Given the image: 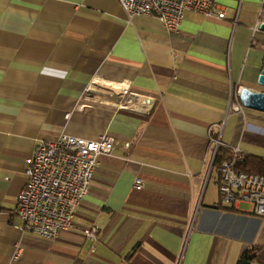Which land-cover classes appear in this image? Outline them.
Here are the masks:
<instances>
[{"label": "crops", "instance_id": "crops-1", "mask_svg": "<svg viewBox=\"0 0 264 264\" xmlns=\"http://www.w3.org/2000/svg\"><path fill=\"white\" fill-rule=\"evenodd\" d=\"M218 7L223 20L187 11L168 32L155 16L128 22L117 0H0V264H237L264 247L252 206L209 187L210 138L264 158V113L230 111L241 88L264 92V0ZM63 134L114 149L72 228L46 239L23 230L17 197L26 159Z\"/></svg>", "mask_w": 264, "mask_h": 264}, {"label": "built area", "instance_id": "built-area-1", "mask_svg": "<svg viewBox=\"0 0 264 264\" xmlns=\"http://www.w3.org/2000/svg\"><path fill=\"white\" fill-rule=\"evenodd\" d=\"M127 16L128 22L135 17L155 16L168 32L181 28L187 11L205 17L223 20L225 10L218 7L219 0H117ZM119 97L125 98L129 87L117 86ZM90 86L89 90H91ZM237 91L231 96L230 111L243 114V106ZM130 103L119 102L121 108ZM214 146L211 166L216 153L223 147L220 138H210ZM114 149V139L101 136L98 140L63 134L56 140L38 144L26 159L25 185L17 197L15 214L22 221L25 232L46 239H55L61 232L72 228L75 209L79 207L94 178L97 159ZM231 159L218 166L220 176L218 194L223 206L249 204L253 212L264 220V175L238 170L237 164L244 159L238 147L231 148ZM134 187L140 189L143 183L135 178ZM98 230L93 227L85 232L90 241L97 240ZM17 248L14 259H17Z\"/></svg>", "mask_w": 264, "mask_h": 264}, {"label": "trees", "instance_id": "trees-1", "mask_svg": "<svg viewBox=\"0 0 264 264\" xmlns=\"http://www.w3.org/2000/svg\"><path fill=\"white\" fill-rule=\"evenodd\" d=\"M232 154L219 148L212 169L217 172L218 166L224 160H230ZM238 170L264 175V158L245 155L244 159L237 164ZM237 264H264V247L254 245L247 248L241 254Z\"/></svg>", "mask_w": 264, "mask_h": 264}, {"label": "water", "instance_id": "water-1", "mask_svg": "<svg viewBox=\"0 0 264 264\" xmlns=\"http://www.w3.org/2000/svg\"><path fill=\"white\" fill-rule=\"evenodd\" d=\"M259 28L264 31V22L260 24ZM257 84L264 86V64L258 76ZM239 91V100L243 108L264 113V92H255L248 88H241Z\"/></svg>", "mask_w": 264, "mask_h": 264}, {"label": "rangeland", "instance_id": "rangeland-1", "mask_svg": "<svg viewBox=\"0 0 264 264\" xmlns=\"http://www.w3.org/2000/svg\"><path fill=\"white\" fill-rule=\"evenodd\" d=\"M245 110H250V109H245ZM251 112H253V111H251ZM208 175V174H207ZM220 176H219V174L214 170V171H212V173H211V179H210V182H209V187H211V186H213V187H217L216 186V184H215V182L216 183H219V180H220V178H219ZM207 178H208V176H207ZM206 185V184H205ZM242 207L244 208V209H249L250 208V206L249 205H247V204H243L242 205Z\"/></svg>", "mask_w": 264, "mask_h": 264}, {"label": "bare ground", "instance_id": "bare-ground-1", "mask_svg": "<svg viewBox=\"0 0 264 264\" xmlns=\"http://www.w3.org/2000/svg\"><path fill=\"white\" fill-rule=\"evenodd\" d=\"M97 86H98V88H99V87H102L103 85L100 84V83H98V82H94V83L92 84V88H97ZM104 88H106V87H104Z\"/></svg>", "mask_w": 264, "mask_h": 264}]
</instances>
